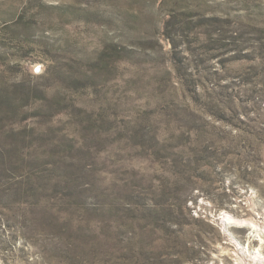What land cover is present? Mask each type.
Listing matches in <instances>:
<instances>
[{
    "label": "rangeland",
    "instance_id": "obj_1",
    "mask_svg": "<svg viewBox=\"0 0 264 264\" xmlns=\"http://www.w3.org/2000/svg\"><path fill=\"white\" fill-rule=\"evenodd\" d=\"M261 29L264 0H0V264L260 259Z\"/></svg>",
    "mask_w": 264,
    "mask_h": 264
},
{
    "label": "trees",
    "instance_id": "obj_2",
    "mask_svg": "<svg viewBox=\"0 0 264 264\" xmlns=\"http://www.w3.org/2000/svg\"><path fill=\"white\" fill-rule=\"evenodd\" d=\"M174 15H171L170 17H168V19L165 20L164 22V35L166 37V39H170L172 38V34H171V21L173 19ZM218 21L217 19L215 20V22ZM262 31H264V29H261ZM240 37H239V33L236 34V36H234L233 38L229 39V43L230 45L232 44H236V46H238L237 44H239L240 41ZM264 49V46L263 48ZM33 92V90L31 91V93ZM28 96L23 97V100L17 101L15 100L13 97L10 100H6V102L8 101V107L10 108V110L7 112V116L10 119V115L13 116V118L17 115V112L19 107H22L23 103L26 102V100L29 98L30 94H27ZM18 102V103H16Z\"/></svg>",
    "mask_w": 264,
    "mask_h": 264
},
{
    "label": "bare ground",
    "instance_id": "obj_3",
    "mask_svg": "<svg viewBox=\"0 0 264 264\" xmlns=\"http://www.w3.org/2000/svg\"><path fill=\"white\" fill-rule=\"evenodd\" d=\"M234 219H232V218H230V217H227V219L225 220V222H227V223H230L231 221H233ZM242 223H244V222H242ZM251 223L252 224H254V225H257L258 226V224L255 222V221H251ZM256 252V251H255ZM263 254V253H262ZM249 257H247L246 255V257H244V262H243V264H264V254H263V256L260 258V259H256V257H255V255H254V252H251V254L249 253V254H247ZM242 260V259H241Z\"/></svg>",
    "mask_w": 264,
    "mask_h": 264
}]
</instances>
